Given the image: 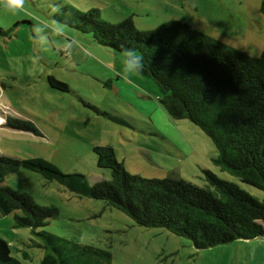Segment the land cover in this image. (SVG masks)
Returning a JSON list of instances; mask_svg holds the SVG:
<instances>
[{"label": "rangeland", "instance_id": "374dc122", "mask_svg": "<svg viewBox=\"0 0 264 264\" xmlns=\"http://www.w3.org/2000/svg\"><path fill=\"white\" fill-rule=\"evenodd\" d=\"M262 0H24L12 10L0 0V154L21 160L42 158L65 174L81 173L88 185L111 179L96 164L94 147L110 146L129 172L143 178L176 175L204 185L203 169L231 180L263 200L264 192L221 172L209 137L187 120H173L159 102L156 84L123 71L124 55L93 42L91 34L61 23L71 6L98 10L117 24L132 18L138 30L179 21L251 57L264 48ZM48 76L69 86L51 88ZM31 122L39 132L11 130L6 117ZM4 185L29 193L58 216L44 230L60 238L106 250L110 264H264V237L196 250L162 228H144L103 201L79 197L56 181L19 170ZM0 237L21 264H39L29 229L0 214Z\"/></svg>", "mask_w": 264, "mask_h": 264}, {"label": "trees", "instance_id": "16d2710c", "mask_svg": "<svg viewBox=\"0 0 264 264\" xmlns=\"http://www.w3.org/2000/svg\"><path fill=\"white\" fill-rule=\"evenodd\" d=\"M56 15L61 23L91 34L97 45L123 54L144 56V71L158 87L160 104L173 120H187L209 137L216 149L213 163L239 182L264 192V48L258 57L228 46L179 21L138 30L132 18L105 22L98 10L71 6ZM264 15V0L260 4ZM49 86H69L48 76ZM5 127L39 135L28 121L6 117ZM96 164L111 170V179L88 185L81 173L65 174L53 163L0 154V214L13 215L14 227L27 228L32 245L45 251L39 264H110L108 251L60 238L44 230L58 216L54 206L37 204L29 193L4 185L19 170L56 181L79 197L103 201L144 228H162L185 238L196 250L238 240L264 237L262 201L238 184L203 169L204 185L180 179L143 178L128 171L110 146L94 147ZM0 264H21L0 237Z\"/></svg>", "mask_w": 264, "mask_h": 264}, {"label": "clouds", "instance_id": "9594fccd", "mask_svg": "<svg viewBox=\"0 0 264 264\" xmlns=\"http://www.w3.org/2000/svg\"><path fill=\"white\" fill-rule=\"evenodd\" d=\"M5 6L16 10L24 6V0H3ZM144 56L134 49L124 52L123 71L127 74H139L144 71Z\"/></svg>", "mask_w": 264, "mask_h": 264}]
</instances>
